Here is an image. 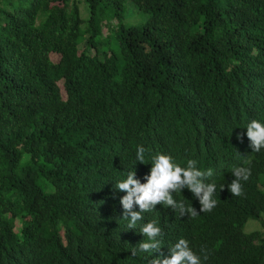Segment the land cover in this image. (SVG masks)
Listing matches in <instances>:
<instances>
[{"label":"trees","instance_id":"16d2710c","mask_svg":"<svg viewBox=\"0 0 264 264\" xmlns=\"http://www.w3.org/2000/svg\"><path fill=\"white\" fill-rule=\"evenodd\" d=\"M84 1L83 26L76 0H0V264H152L181 238L204 264H264V150L246 136L264 124V0H129L139 25L123 0ZM157 154L212 169L217 206L183 189L199 215L158 204L129 229L115 186ZM150 221L160 250L132 256Z\"/></svg>","mask_w":264,"mask_h":264},{"label":"clouds","instance_id":"9594fccd","mask_svg":"<svg viewBox=\"0 0 264 264\" xmlns=\"http://www.w3.org/2000/svg\"><path fill=\"white\" fill-rule=\"evenodd\" d=\"M246 136L250 141L253 152L260 153L264 150V124L252 120L246 126ZM237 139L243 142V136L238 135ZM146 149L137 146L136 160L144 164ZM250 165L251 161H247ZM150 174L145 176V183H141L136 178V172H130L126 179L118 182L115 186L121 192L126 193L121 197L120 203L123 208V218L128 220V228L134 229L138 221L143 219V213L153 211L158 204L179 210L181 217L187 215L194 218L200 213L192 207H185L184 203L177 202L173 193H181L183 189H188L199 201L200 212H211L218 201L214 198L216 184L205 183L206 177L213 175L212 169L201 170L197 166V161L188 160L186 167H181L174 163L172 157L164 154H157L152 157ZM234 179L228 185L232 196L240 197L244 195L241 181H247L251 176L250 166H237L231 170ZM138 206L139 211H134ZM140 232L146 238L138 244V249L133 248L132 256L139 252H156L161 248L163 231L155 221L145 223ZM170 258L152 260V264H204L207 261V250L202 248L201 254H196L188 244V241L181 238L170 248Z\"/></svg>","mask_w":264,"mask_h":264},{"label":"rangeland","instance_id":"374dc122","mask_svg":"<svg viewBox=\"0 0 264 264\" xmlns=\"http://www.w3.org/2000/svg\"><path fill=\"white\" fill-rule=\"evenodd\" d=\"M79 6V10H80V16L83 19V26L86 23L90 11H89V7L87 5V3L84 0H76ZM124 1V16L122 19V22L126 25L129 24H136L139 25L141 24L146 17V14L143 13L142 11H140L139 9H137L129 0H123ZM103 10H104V15L103 16V26H107L108 24L109 26H116L115 23L117 22L116 18H113L112 16V8L109 5L103 4L102 5ZM107 33V29H105V31L103 32L102 37H105ZM108 42V40H107ZM109 43V42H108ZM107 45V43H102V48H105ZM99 47V46H98ZM52 59H56L57 55L55 54H51ZM245 231H248L247 228H245Z\"/></svg>","mask_w":264,"mask_h":264}]
</instances>
